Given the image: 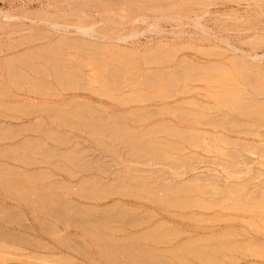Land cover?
I'll list each match as a JSON object with an SVG mask.
<instances>
[{
    "label": "rangeland",
    "instance_id": "1",
    "mask_svg": "<svg viewBox=\"0 0 264 264\" xmlns=\"http://www.w3.org/2000/svg\"><path fill=\"white\" fill-rule=\"evenodd\" d=\"M183 1L167 0L164 5L169 6L162 8H143L141 1L138 16H126L122 10L126 17L120 25L137 19L134 29L142 35L120 42L99 33L87 37L77 29L84 22L111 29L120 10L81 12L72 9L68 0H0V264H264V157L257 154L264 150V117H257L263 122L260 127L255 116L253 121L243 117L246 110L241 104L222 107L218 100L224 94L216 90L245 89L249 101H258L250 102L264 106V0H187L192 5L187 9L176 3ZM165 13L170 18H161ZM157 19L159 25L146 30ZM197 20L205 32L194 25ZM54 22L63 28L48 25ZM27 59L28 65L23 62ZM46 59L52 62L49 66L61 62L66 82L62 91L54 82L56 72L52 78L41 77L50 90L45 97L29 95L28 88H13L11 72L23 68L29 77L35 67L45 66L49 73L56 63L49 68ZM60 75L57 80L63 79ZM227 120L235 125H224ZM172 126L182 131L186 141L179 132L174 131L175 138L166 136ZM223 126H231L232 132ZM192 135L210 139L209 144H191ZM162 138L182 143L181 153L173 154L175 166L153 160L155 144L159 146L156 142ZM244 142L247 147L251 144L248 149ZM172 183L188 190L200 187L198 207L182 205L181 210L179 205L177 209L163 205L162 196H167ZM178 196L180 201L188 197ZM218 199L242 210L199 207ZM60 215L66 223L57 218ZM220 232L233 237V252L208 256L200 250L196 256L181 257L185 250L204 245H191L192 239ZM213 244L223 250V245Z\"/></svg>",
    "mask_w": 264,
    "mask_h": 264
},
{
    "label": "bare ground",
    "instance_id": "2",
    "mask_svg": "<svg viewBox=\"0 0 264 264\" xmlns=\"http://www.w3.org/2000/svg\"><path fill=\"white\" fill-rule=\"evenodd\" d=\"M113 0H68V2H67V4L70 6V7H72V9H76V10H81V12H83L82 10H93L94 9V11L95 10H98V11H107V10H114V11H118V10H120V12L122 11V10H125L126 12H127V14H126V12H125V14H126V16H131L130 14H138L139 12H140V9H138V8H136V7H138V5L140 4V2L142 3V5H143V8H151V7H154V8H156V7H160L161 5H163L164 7H168L169 5L168 4H166V5H164L165 3H167V0H121V1H118V2H112ZM226 1V0H225ZM251 1H253V0H251ZM256 1V0H255ZM231 2V1H230ZM234 2V1H233ZM238 2V1H237ZM242 2V1H241ZM179 6H181V7H183V9H187L188 7L189 8H191L192 7V5H191V3L190 2H188L187 0L186 1H183V2H180V3H178V2H176ZM236 3V2H235ZM206 4V3H205ZM176 5V4H175ZM194 5V4H193ZM124 6H126L127 8H124ZM145 6V7H144ZM171 6H173V7H175L174 5H171ZM202 6V5H201ZM260 6V5H259ZM56 7H58V6H55V8ZM69 7V8H70ZM163 7V8H164ZM180 7V8H181ZM204 7V6H203ZM262 7V6H261ZM54 8V9H55ZM160 8H162V6L160 7ZM205 8V7H204ZM209 8V7H208ZM251 8V7H250ZM249 8V9H250ZM191 10V9H190ZM202 9H200V11H201ZM205 9H203V11H204ZM128 11H130V12H128ZM186 11V10H185ZM208 11L209 10H207V12L206 13H208ZM108 12V11H107ZM122 13V12H121ZM121 13H117L116 14V16L111 20V29H108V28H100V27H98V26H96V25H94V24H92V25H90V24H88L87 22H84L79 28H77V29H79V31L80 32H82V34L84 35V36H92V35H94L95 33H99L100 35L102 34V36H104L106 39H112L113 38V40H117L118 39V41L120 40V42L122 41V42H124V41H126L128 38H133V37H135V36H138L140 33V35H142V32L140 31V33L136 30V29H134V26H135V24H136V21H137V19H134V21H133V19L131 18V20H132V22H130L132 25H131V27H132V29L128 32L127 31V29H129V28H131V27H128L127 28V26L130 24H128L127 26H123V24L122 25H120V21H121V19H122V17H126L125 15H123V13L121 14ZM169 13V12H168ZM204 13H205V11H204ZM139 15V14H138ZM137 15V16H138ZM247 15H249V14H247ZM3 17H4V15H2ZM13 16V15H12ZM12 16H10V15H5V17H7V18H12ZM87 16V15H86ZM137 16H135V18H138ZM161 16V15H160ZM15 17V16H14ZM100 17V16H99ZM133 17V16H132ZM164 17V19L166 18H170L169 17V15L168 14H166L165 13V16H163V14H162V16H161V18H163ZM89 18V17H88ZM85 19H87V18H85ZM184 19H187V18H184ZM190 19V18H189ZM189 19H187L188 20V22H190L189 21ZM124 20H126V18L124 19ZM128 20V19H127ZM180 20V19H179ZM187 20H184V21H187ZM244 20V19H243ZM106 21H108V20H106ZM146 21V20H145ZM158 21V19L157 20H155L154 22H150L149 24H148V27L146 28V30H149V29H151V28H155V27H157V25H159V24H156V23H158L157 22ZM163 21V19L162 20H160V22H162ZM165 21V20H164ZM167 21V20H166ZM181 21L183 22V20L181 19ZM198 21V20H197ZM202 21V20H201ZM250 21V20H249ZM126 22V21H125ZM192 22V21H191ZM190 22V23H191ZM243 22V21H242ZM252 22V21H251ZM147 23V22H146ZM201 23L202 22H195V24L194 25H196L197 27H198V29H201L202 31H204L205 32V29L206 28H204L203 27V24L201 25ZM248 23V22H247ZM109 24V23H108ZM143 24H145V23H143ZM48 25L50 26V27H52L53 29H55V30H60V29H62L63 28V26L61 25V24H59V23H57V22H54V23H48ZM250 25V24H249ZM248 25V26H249ZM254 26V25H253ZM107 27H108V25H107ZM233 27V26H232ZM262 27H264V26H262ZM141 28V27H140ZM228 29V28H227ZM237 29H239V28H237ZM244 29V28H243ZM249 29V28H248ZM252 29V28H251ZM254 29V28H253ZM100 30V31H99ZM229 30V29H228ZM245 31V30H244ZM243 31V32H244ZM250 31H252V30H250ZM144 32V31H143ZM249 32V31H248ZM144 34V33H143ZM206 34V33H205ZM207 35V34H206ZM210 35V34H209ZM98 36V35H97ZM238 36V35H237ZM239 36H240V34H239ZM244 36V35H243ZM242 36V37H243ZM101 38V37H100ZM102 39V38H101ZM239 39V38H238ZM241 39V38H240ZM103 40H105V39H103ZM107 41V40H106ZM117 41V42H118ZM102 42V41H101ZM113 43V42H112ZM116 43V42H115ZM125 44V43H124ZM119 45V44H118ZM141 45V44H140ZM46 48V47H45ZM57 51V50H56ZM60 51V50H59ZM28 54V53H27ZM26 55V54H25ZM132 55V54H131ZM148 54H146V57H148L147 56ZM166 55V54H165ZM57 57H58V55H56ZM134 56H135V54H134ZM133 56V57H134ZM144 56H145V54H144ZM161 56H163V55H161ZM160 56V57H161ZM23 57V56H22ZM46 57V56H45ZM60 57V56H59ZM132 57V58H133ZM165 57V56H164ZM166 57H167V55H166ZM26 58H28V57H26ZM34 58V57H33ZM25 59V58H24ZM29 59H31V58H29ZM49 59V58H48ZM48 59H46V63L48 62V64H46V66H48L49 68H51V66L53 65V64H55L54 62H53V64H51V66H49V62L50 63H52L50 60H48ZM60 59V58H59ZM106 59V58H105ZM104 59V60H105ZM21 60V59H20ZM43 60H45V59H43ZM42 60V61H43ZM52 60V59H51ZM146 60V59H145ZM148 60V59H147ZM151 60V59H150ZM23 61V60H22ZM23 62H25V64L27 63V65H28V59H27V61H23ZM22 62V63H23ZM44 62V61H43ZM63 62V61H62ZM128 62V61H127ZM133 62V61H132ZM137 62V61H136ZM139 62V61H138ZM152 62V61H151ZM61 63V62H60ZM60 63H58L59 65H60ZM129 63V62H128ZM58 64L56 63L55 65H53V68L51 69V71H49V73H48V70H47V68L44 66V67H35V70L34 71H32L33 73H34V75L35 76H38L39 75V77H35V76H32L33 75V73L29 76V77H25V73H23V71H24V69L22 68V72L19 70V68H16V69H18V70H14L13 72H11V74H10V83H11V85L13 86V88L15 89V90H19V91H23L24 89H26V88H28V89H26V91L28 90V92L30 93L29 95H31V93L32 94H35L36 96H44L45 97V94L44 93H46L49 89H46L45 87H47V84L44 86V84H42L41 83V81H45V80H42V78L41 77H48V78H52L53 77V75H54V73L56 72L57 74H55V75H57V79L59 78V76H61L60 75V73L62 74V78L63 79H60V80H54V82L56 81V83L58 82V84H59V86H61V91H62V88H64L65 87V80H64V73L63 72H61L63 69H61V65H60V67H57L58 66ZM63 64H64V62H63ZM130 64V63H129ZM129 64H127V65H129ZM134 64V63H133ZM138 64V63H137ZM143 64H146V63H143ZM23 65H24V63H23ZM57 65V66H56ZM65 65V64H64ZM63 65V68L65 67ZM55 66V67H54ZM141 66V65H140ZM114 68V67H113ZM123 68H125V67H123ZM131 68V67H130ZM33 69V68H32ZM72 69V68H71ZM115 69H117V68H115ZM115 69H113V70H115ZM129 69V68H128ZM66 70H69V69H67V67H66ZM121 70V69H120ZM123 70V69H122ZM131 70V69H130ZM220 70V69H219ZM222 70V69H221ZM65 71V70H64ZM74 71V70H73ZM25 72V71H24ZM58 72H60L59 74H58ZM67 72V71H66ZM122 72V71H121ZM126 72V71H125ZM112 73H113V71H112ZM127 73H129V72H127ZM70 74V73H69ZM110 74H111V72H110ZM11 75H12V77H11ZM67 75H68V73H67ZM20 78H19V77ZM26 76H28L27 74H26ZM198 76V75H197ZM19 78L20 80H24L23 81V83L22 84H20L19 83V81H18V79H16V78ZM112 77V76H111ZM194 77V76H193ZM201 77H202V75H201ZM22 78V79H21ZM184 78V77H183ZM186 78V77H185ZM203 78V77H202ZM55 79V78H54ZM63 80H64V82H63ZM177 80V79H176ZM182 80V79H181ZM203 80H205V79H203ZM17 81V82H16ZM40 81V83H38ZM165 81V80H164ZM167 81V80H166ZM177 81H179V80H177ZM188 81H190L189 79H188ZM187 81V82H188ZM192 81V80H191ZM194 81V80H193ZM172 82V81H171ZM174 82V81H173ZM176 82V81H175ZM182 82V81H181ZM197 82V81H196ZM207 82V81H206ZM205 81H204V83L205 84H207ZM231 82V81H230ZM46 83V82H45ZM109 83V82H108ZM204 83H202V84H204ZM57 84V85H58ZM166 85L168 84V83H165ZM170 84V83H169ZM173 84H175V86L177 87V85H176V83H173ZM179 84V83H178ZM231 84H233V83H231ZM171 85L172 84H170V87H171ZM175 86H172V87H175ZM233 86V85H232ZM231 86V87H232ZM236 86H237V84H236ZM239 86H240V84H239ZM2 87H3V85H2ZM49 87V86H48ZM167 87V86H166ZM169 87V88H170ZM187 86H185V87H183V88H186ZM189 87V86H188ZM229 87V86H228ZM228 87L227 86H223V87H221L220 89H216L217 90V94H218V92H220L219 94H224V96L223 97H225L224 99L222 98V101H220V100H218V103H219V105H222V107H227V106H229V105H234V104H241L242 106H241V110H246V111H242V114H243V117H245V118H247V117H249V119H251L252 121L254 120V116H255V123L258 121V119H257V117L260 119V116L261 117H264V106H259V105H261V104H259L258 106L256 105V104H258V103H256V102H258V101H256L255 99H253V98H250V101H251V99L253 100V101H256L255 103L256 104H254V102L252 103V102H250L249 101V99L248 98H246V96H244L245 95V89H239V88H231V89H228ZM234 87H235V85H234ZM55 88V87H54ZM195 88V87H194ZM3 89H4V87H3ZM23 89V90H22ZM189 89H190V87H189ZM189 89H188V92H189ZM204 89V88H203ZM1 90V89H0ZM5 90V89H4ZM55 90V89H54ZM191 91H192V89H190ZM196 90L198 91V89L196 88ZM195 90V91H196ZM50 91V90H49ZM195 91H193V92H195ZM244 91V92H243ZM54 92V91H53ZM182 93H183V91H181ZM181 92H179L180 94H181ZM188 92H186V93H183V94H187ZM200 92V91H199ZM202 92V91H201ZM203 92H205V91H203ZM243 92V93H242ZM4 92H3V90H2V94H3ZM7 93V96H8V94H9V92H6ZM22 93V92H21ZM156 93V92H155ZM159 93V92H158ZM157 93V94H158ZM242 93V94H241ZM246 93H248V90H246ZM250 93V92H249ZM1 94V95H2ZM5 94V93H4ZM189 94V93H188ZM251 94V93H250ZM252 94H254V93H252ZM12 95V94H11ZM46 95H48V94H46ZM165 95H166V93H165ZM165 95H163V97L165 96ZM247 95V94H246ZM5 96H6V94H5ZM23 96V95H22ZM39 96V97H40ZM50 96H52V95H49V97ZM53 96H55V95H53ZM52 96V97H53ZM59 96V95H58ZM57 95H56V97H58ZM155 96V95H154ZM159 96H161V94L159 95ZM159 96H157L158 98H159ZM214 96V95H213ZM55 97V98H56ZM162 97V96H161ZM160 97V98H161ZM197 97V96H196ZM202 97V96H201ZM217 97V96H216ZM9 98H13V97H10L9 96ZM54 98V99H55ZM159 98V99H160ZM199 98V97H198ZM197 98V99H198ZM16 99V98H15ZM256 99H257V97H256ZM141 100V99H140ZM189 100H191V99H189ZM242 100H244L243 102H244V104H242ZM123 101V100H122ZM177 101V100H176ZM182 101V100H181ZM185 101H187V100H185ZM262 101V100H261ZM264 101V100H263ZM184 103V102H183ZM216 103V102H215ZM264 103V102H263ZM262 103V104H263ZM178 104V103H177ZM187 104V103H186ZM204 105V104H203ZM200 106V108H201V105H199ZM206 106V105H205ZM204 106V107H205ZM192 107V106H191ZM203 107V108H204ZM202 108V109H203ZM209 108V107H208ZM229 108L230 107H228V110H229ZM237 108V107H236ZM172 109V108H171ZM177 109V108H176ZM234 109V108H233ZM165 110V109H164ZM178 110V109H177ZM205 110V109H204ZM208 110V109H207ZM236 110H238V108L236 109ZM168 111V110H167ZM171 111V110H170ZM179 111V110H178ZM185 111V110H184ZM230 111H231V108H230ZM174 113V112H173ZM184 113V112H183ZM187 113V112H186ZM185 113V114H186ZM193 113V112H192ZM235 113H236V111H235ZM187 114H189V112L187 113ZM204 114V113H203ZM238 114V113H237ZM255 114V115H254ZM257 114V115H256ZM162 115H164V114H162ZM180 115V114H179ZM239 115V114H238ZM181 116V115H180ZM224 116V115H223ZM223 116L222 117H218V121H219V118H223ZM177 117H179L178 115H177ZM184 117V116H183ZM251 117V118H250ZM180 118V117H179ZM185 118L186 117H184V118H182L181 120H183L184 119V121H185ZM253 118V119H252ZM215 119V118H214ZM232 119V118H231ZM264 119V118H263ZM180 120V119H179ZM221 120V119H220ZM233 120H235L234 118H233ZM232 120V122H230L229 123V120H227V122L226 121H224V125H226V124H231V123H233L234 121ZM57 121V120H56ZM187 121H188V119H187ZM186 121V122H187ZM190 121V120H189ZM223 121V120H222ZM222 121H220V122H222ZM236 121V120H235ZM260 121V120H259ZM257 122L258 124L260 123V122ZM183 122V121H182ZM191 122V121H190ZM216 122H217V119H216ZM215 122V123H216ZM219 122V124L220 125H223V123L221 124ZM240 122H242V121H240ZM244 122V121H243ZM242 122V125L244 124V125H246V123H243ZM246 122V121H245ZM263 122L261 121V123L259 124L260 125V127H263L264 126V123L262 124ZM160 124H162V123H160ZM164 124V123H163ZM173 124V123H172ZM218 124V125H219ZM228 124V125H229ZM237 124H238V122H237ZM241 124V123H240ZM261 124L263 125V126H261ZM234 125H235V122H234ZM250 125V124H249ZM248 125V126H249ZM156 126H157V124H156ZM159 126V125H158ZM211 126V125H210ZM232 126V125H231ZM231 126H229L230 127V129H229V127L227 128V126H223V127H226V129H229V131H231L232 132V127ZM237 126V125H236ZM235 126V127H236ZM159 127H161V126H159ZM174 126H172V128H173ZM238 127V126H237ZM252 127V126H251ZM172 128H169L170 130H172ZM94 130H95V128H93ZM157 129V128H156ZM232 129V130H231ZM240 129V128H239ZM243 129V128H242ZM245 129V128H244ZM244 129H243V131H244ZM122 130V129H121ZM164 130V129H163ZM180 130V129H179ZM195 130V129H194ZM199 130V129H198ZM196 131L195 130V132H200V131ZM213 130V129H212ZM234 130H235V128H234ZM247 129H245V131H246ZM249 130V129H248ZM255 130V129H254ZM253 130V131H254ZM91 131H93V130H91ZM97 131V130H96ZM110 131V130H109ZM108 131V132H109ZM123 131V130H122ZM158 131V130H157ZM162 131V130H161ZM168 132H169V130H167ZM167 131H165V134H167L166 136H168L169 135V137H171V138H175L176 136H174V134L173 133H177L178 134V132H179V135H181L182 136V131L180 130V131H178L177 130V128L174 130V128H173V131H172V133H169L168 134V132ZM175 131V132H174ZM184 131H187V129H184ZM190 131V130H189ZM228 131V130H227ZM236 131H238L237 129H236ZM236 131H234V132H236ZM241 132V131H239L240 133L239 134H242L243 135V133H245V132ZM252 131V130H251ZM99 133H100V131H98ZM97 132V133H98ZM128 132V131H127ZM190 132H192V131H190ZM230 132V133H231ZM233 132V133H234ZM105 133H107V132H105ZM111 133V132H110ZM115 133H117V132H115ZM152 133V132H151ZM158 133H160V132H158ZM175 133V134H176ZM192 133H194V131L192 132ZM201 134H202V131L200 132ZM238 133V132H237ZM250 132L248 131H246V135H248ZM256 133V132H255ZM263 133V132H262ZM96 134V133H95ZM104 133L102 132V135H103ZM112 134V133H111ZM154 134V133H153ZM161 134V133H160ZM163 134V133H162ZM164 134V135H165ZM176 134V135H177ZM186 134V133H185ZM204 134V133H203ZM219 134V133H218ZM218 134H216L217 136H219ZM236 134V133H235ZM251 134V133H250ZM254 134V133H253ZM260 134H261V132H260ZM264 134V133H263ZM262 134V135H263ZM101 135V134H100ZM114 135V134H113ZM112 135V136H113ZM116 135V134H115ZM143 135V134H142ZM144 135H146L145 133H144ZM159 135V134H158ZM178 135V136H179ZM184 135V134H183ZM252 135V134H251ZM255 135V134H254ZM117 136H118V134H117ZM177 136V138L179 139H181V137L179 136L178 137ZM198 136V135H197ZM207 136V135H206ZM256 136V135H255ZM258 136V135H257ZM106 137V136H105ZM109 137V136H108ZM115 137L116 136H114V139H115ZM140 137V136H139ZM185 137V136H184ZM184 137L182 136V139H183V142H184V140L186 141V137H185V139H184ZM222 137V136H221ZM251 137V136H250ZM263 137V136H262ZM111 138H113V137H111ZM121 138V137H120ZM223 139H224V137H222ZM254 138V137H253ZM108 139V138H107ZM116 139H119L118 137L116 138ZM164 138H162V141H160L159 140V142H156L158 139H155L156 141V143H158L159 144V146L158 145H156L155 143V147H154V149L153 150H155V154L153 155V157H154V159L153 160H157L158 161V163L161 161V162H166L167 164L169 163V164H172V165H174L173 164V161H174V155L173 154H176L177 152H180L181 151V148L183 147L182 146V143H180V142H177V141H174V140H169V139H165V140H163ZM202 139V137L200 136V138H199V136L198 137H196V136H190V138H189V140L188 141H190V143L191 144H193V145H195V146H198L199 144H198V142H203V143H205V142H207V141H209V140H205V139H202L203 141H200ZM220 141H221V138H218ZM111 140V139H110ZM153 140V139H152ZM226 140V139H225ZM224 140V141H225ZM198 141V142H197ZM212 141V140H211ZM223 140L221 141V142H224ZM231 141V140H230ZM237 141V140H236ZM115 142V141H114ZM154 142V141H153ZM220 142V143H221ZM238 142H239V140H238ZM245 142H247V141H245ZM244 142V144L243 145H246L245 147H247V144H248V142H247V144ZM29 143V142H28ZM208 143V142H207ZM228 143V142H227ZM230 144H232L231 142H229ZM256 143V142H255ZM154 144L152 143V145H151V147L152 146H154ZM202 144V143H201ZM206 144V143H205ZM209 144V143H208ZM230 144H228V146H230ZM239 145H242L240 142L238 143ZM29 145V144H28ZM122 145V144H121ZM130 145V144H129ZM251 145V144H250ZM249 145V146H250ZM261 145V144H260ZM260 145H258V147H261ZM26 146V145H25ZM31 146V145H30ZM123 146V145H122ZM143 146H145V145H143ZM143 146H139L140 148L142 147V149H144L143 148ZM148 146V145H147ZM146 146V147H147ZM189 146H191V145H189ZM207 146H209L210 148L212 147L211 145H207ZM216 146V145H215ZM223 146H225V143H224V145ZM248 146V147H249ZM257 146V145H256ZM124 147V146H123ZM136 147V146H135ZM138 147V146H137ZM139 147H138V149H139ZM248 147H247V149H248ZM252 147V146H251ZM255 146H253V148H254ZM257 147V148H258ZM264 147V146H263ZM262 147V148H263ZM132 148V147H131ZM191 148H192V146H191ZM205 148V152H206V147H204ZM241 148V147H240ZM243 148V147H242ZM262 148H260V149H262ZM133 149V148H132ZM135 149V148H134ZM137 149V150H138ZM147 149V148H146ZM212 149H213V147H212ZM251 149V148H250ZM256 149V148H255ZM130 150V149H129ZM184 150V149H183ZM218 150V149H217ZM222 150V149H221ZM220 150V152H222ZM245 150V149H244ZM263 150V149H262ZM262 150H258V153H257V151H255L254 150V153L256 152L257 154H260V156H263L264 157V155H263V153H264V150L262 151ZM44 151V150H43ZM143 151V150H142ZM263 153H262V152ZM141 152V151H140ZM143 152H148V150L147 151H143ZM151 151L149 150V153H150ZM183 152V151H182ZM207 152H209V150H207ZM206 152V153H207ZM219 152V151H218ZM260 152V153H259ZM48 153V152H47ZM149 153H147L148 155H149ZM181 153V152H180ZM250 153V152H249ZM41 154H43V153H41ZM63 154V153H62ZM211 154V153H210ZM219 154V153H218ZM223 154V153H222ZM239 154V153H238ZM262 154V155H261ZM226 155V154H225ZM236 155V154H235ZM235 155H231L232 157L233 156H235ZM60 156H62L61 154H60ZM222 156V155H221ZM243 156V155H242ZM185 157V156H184ZM184 157L183 158H181V159H184ZM238 157V156H237ZM244 157V156H243ZM137 158H138V156H137ZM141 158V157H140ZM144 158V157H143ZM235 158H236V156H235ZM261 158V157H260ZM136 160V159H135ZM139 160H141V159H139ZM150 160V159H149ZM137 161V160H136ZM145 161V160H144ZM260 161V160H259ZM262 162H263V159H262ZM139 163V162H138ZM150 163V162H149ZM168 164V165H169ZM149 165V164H148ZM178 165V164H177ZM175 166V165H174ZM173 166V167H174ZM192 166V165H191ZM172 167V166H171ZM177 167V166H176ZM230 168V167H229ZM233 168V167H232ZM174 169H176V168H174ZM231 169V168H230ZM233 171V170H232ZM238 171V170H237ZM181 172V171H180ZM263 172V171H262ZM261 174V173H260ZM255 176V175H254ZM254 178H256V177H254ZM160 179V178H159ZM165 180V179H164ZM127 181V180H126ZM216 181V180H215ZM258 181V180H257ZM121 182V181H120ZM152 182V181H151ZM155 182V181H154ZM113 183V182H112ZM128 184H129V182H127ZM153 183V182H152ZM162 183V182H161ZM160 183V184H161ZM154 184V183H153ZM152 184V185H153ZM156 184V183H155ZM168 184V183H167ZM124 185H126L127 186V184L125 183ZM132 185V184H131ZM140 185V184H139ZM138 185V186H139ZM162 186L164 185V183L163 184H161ZM173 185V186H172ZM174 185H176V184H174V183H172L171 184V186H172V189H171V186H170V189H169V187H167L168 189H169V191H167V196H166V198L168 199H165V196H162L163 197V200L161 201V199L159 200V201H161L162 202V204L163 205H165V206H167V207H169V208H178V205H179V207L180 206H182V205H184V207L186 208V209H191L192 207H193V209H195L194 208V206H197L199 203H198V200L200 199V198H198V200L196 199V195L197 194H202L201 192H200V190L202 191V189L200 188V187H198V190H196V188L194 189V190H188V188L190 189V187H188L187 188V186L186 187H184V188H179V187H177V185L175 186V188H174ZM247 185V184H246ZM104 186V185H103ZM106 186V185H105ZM133 186V185H132ZM165 186V185H164ZM163 186V187H164ZM168 186H169V184H168ZM124 187V186H123ZM123 187H121V188H123ZM130 187V186H129ZM108 188V187H107ZM126 190H127V188H128V186H127V188L126 187H124ZM138 189H139V187H137ZM141 188V187H140ZM143 188V187H142ZM146 188V187H145ZM153 188V187H152ZM187 188V189H186ZM200 188V189H199ZM214 188V189H213ZM218 188V187H217ZM125 189H123V190H125ZM129 189V188H128ZM135 189V188H134ZM163 189V188H162ZM164 189H165V187H164ZM164 189H163V191H164ZM167 189V190H168ZM192 189V188H191ZM212 189L213 190H217V189H215V187H214V185H213V187H212ZM222 189H223V187H222ZM228 189H229V191H230V189L231 188H229L228 187ZM235 189V188H234ZM129 190H131V188L129 189ZM129 190L127 191L128 192V195L127 196H131V194L129 195ZM133 190V189H132ZM136 190V189H135ZM141 189H139V190H136L137 192H142V191H140ZM150 190V189H149ZM212 190V191H213ZM224 190V189H223ZM236 190H238V189H236ZM236 190L234 191V192H236ZM218 191V190H217ZM263 191V190H262ZM132 192V191H131ZM130 192V193H131ZM133 192H135L134 190H133ZM136 192V193H137ZM166 192V191H165ZM204 192V191H203ZM230 192H232V191H230ZM261 192V191H260ZM126 193V192H125ZM155 193V192H154ZM205 193V192H204ZM222 193V192H221ZM264 193V191L262 192V194ZM124 194V193H123ZM235 194V193H234ZM249 194H250V192H249ZM116 195H118V194H116ZM134 195V194H133ZM178 195H183V196H188L187 198H186V200H182V201H180L178 198H177V196ZM206 195V194H205ZM231 195V194H230ZM256 195V194H255ZM99 196V195H98ZM195 196V197H194ZM95 197V196H94ZM97 197V196H96ZM132 197V196H131ZM139 197H141V196H138L137 197V195H135V196H133V198H135V199H139ZM179 197V196H178ZM257 197V196H256ZM259 197V196H258ZM158 199H159V197H157ZM170 198V199H169ZM255 198V197H254ZM141 199V198H140ZM143 199V198H142ZM158 199H156L157 200V202H158ZM258 199V198H257ZM260 199H262L263 200V196H261V198ZM156 200H154V201H156ZM200 200H202V199H200ZM204 200V199H203ZM234 200V199H233ZM254 200V199H253ZM207 201V200H206ZM205 201V202H206ZM229 201V200H228ZM228 201L226 202V200L225 199H218V200H216L213 204H209L208 202H207V204L205 203V202H203L201 205H199V207L202 209V208H204V209H209V208H215V207H219V208H223L222 210H226V209H230L231 210V208H236V205L234 204V205H232L233 207H230L229 205H227L228 204ZM240 201L241 200H239L238 199V203H240ZM243 201V200H242ZM257 201V200H256ZM234 202V201H233ZM250 202V201H249ZM158 203H160V202H158ZM196 204V205H195ZM237 204V203H236ZM251 204V203H250ZM238 205H240V204H237V207H238ZM253 205V204H252ZM257 205V204H256ZM174 206V207H173ZM255 206V205H254ZM263 206V205H262ZM198 207V206H197ZM240 207V206H239ZM251 207V206H250ZM257 207H259L260 209H261V205H257ZM264 207V206H263ZM262 207V209H264ZM181 208V207H180ZM184 208V209H185ZM240 208H242V207H240ZM239 208V209H240ZM237 210H239L238 208H236ZM246 209V208H245ZM181 210H182V208H181ZM198 210V209H197ZM210 210V209H209ZM212 210V209H211ZM232 210H234V209H232ZM236 210V211H237ZM240 210H242V209H240ZM64 211V210H63ZM79 211V210H78ZM133 211V210H132ZM149 211V210H148ZM227 211V210H226ZM119 212V211H118ZM237 212H240V211H237ZM55 213V212H54ZM147 213H149V212H147ZM57 214H59V213H56V215ZM125 214V213H124ZM151 214V213H150ZM118 215V214H117ZM153 215V214H152ZM56 217V216H55ZM114 217V216H113ZM130 217V216H129ZM235 217V216H234ZM57 218H59L60 220H63L64 221V218H65V216H63V215H60L59 217H57ZM131 218V217H130ZM226 218V217H225ZM236 218V217H235ZM58 219V220H59ZM113 219V218H112ZM116 219V218H115ZM229 219V218H228ZM65 220H66V218H65ZM231 220V219H230ZM237 219H235V221H236ZM238 220H239V218H238ZM67 221V220H66ZM66 221H64V223H66ZM103 221V220H102ZM120 222V221H119ZM237 222V221H236ZM251 222V221H250ZM104 223V222H103ZM161 223V222H160ZM102 224V223H101ZM129 224V223H128ZM162 224V223H161ZM164 224V223H163ZM126 225V224H125ZM245 225V224H244ZM157 226V225H156ZM237 228V227H236ZM235 228V229H236ZM158 229V228H157ZM158 230H161V229H158ZM223 231V230H222ZM155 232H158V231H155ZM229 232H231V231H229ZM163 233V232H162ZM221 233L222 232H220V234H218V235H209V236H204L203 238H201V239H192L191 241L192 242H194V243H191V245L192 244H197V243H195V242H198V243H200V245H201V243H204V245H202V247L198 250L197 248V250H194V251H189L188 249L187 250H185V249H183V250H181V251H186V252H184V253H179L180 255H182L181 257H184L185 258V255H193V256H196V255H198V252L200 251V250H202L203 252H205V253H207V255L208 256H210L209 254H213V255H215V254H218V253H226V252H233L234 251V243H233V237L229 234V233H223L222 235H221ZM232 233V232H231ZM151 234L153 235V233L151 232L150 233V235H149V237L151 236ZM170 234V233H169ZM234 234V233H233ZM162 235H165V233L164 234H162ZM237 235V234H236ZM159 237H161L160 235H158ZM158 236L156 235V237H157V239H158ZM172 236V235H171ZM152 237V236H151ZM170 237V236H169ZM237 237V236H236ZM164 238V237H163ZM171 238H173V237H171ZM197 238V237H196ZM168 240H170V239H168ZM159 241H160V238H159ZM164 241H166L165 240V238H164ZM154 242H155V240H154ZM156 242H157V240H156ZM215 242H218L219 243V245H223V247L221 246V248H223V250H221L220 249V247L218 246V245H214L213 243H215ZM163 243V242H162ZM161 243V244H162ZM168 243V242H167ZM183 244V243H182ZM185 244V243H184ZM189 245H190V243H188ZM236 245V244H235ZM240 245V244H239ZM238 245V246H239ZM246 245V244H245ZM251 245V244H250ZM198 247H200V246H198ZM247 247V246H246ZM183 248H186V245H185V247L183 246ZM188 248V247H187ZM237 248V247H236ZM182 249V248H181ZM122 250V249H121ZM166 250V249H165ZM238 250V249H237ZM242 250H244V249H242ZM175 251V250H174ZM189 253H188V252ZM252 251V250H251ZM123 252V251H122ZM163 252V251H162ZM161 252V253H162ZM165 253V252H164ZM173 253V252H172ZM178 254V253H177ZM201 254H203V253H201ZM176 255V254H175ZM205 255V254H204ZM225 255V254H224ZM161 256V255H160ZM187 256V257H188ZM150 257V256H149ZM174 257V256H173ZM162 258V257H161ZM177 258V257H176ZM194 258V257H193ZM196 259V258H195ZM200 259V258H199ZM182 262V261H181Z\"/></svg>",
    "mask_w": 264,
    "mask_h": 264
}]
</instances>
